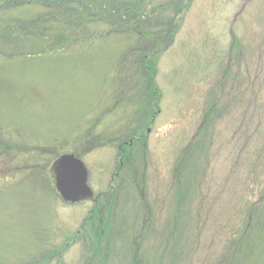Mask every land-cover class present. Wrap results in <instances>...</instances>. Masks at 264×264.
I'll list each match as a JSON object with an SVG mask.
<instances>
[{
  "label": "rangeland",
  "instance_id": "374dc122",
  "mask_svg": "<svg viewBox=\"0 0 264 264\" xmlns=\"http://www.w3.org/2000/svg\"><path fill=\"white\" fill-rule=\"evenodd\" d=\"M67 1L0 0V264H264V0Z\"/></svg>",
  "mask_w": 264,
  "mask_h": 264
},
{
  "label": "water",
  "instance_id": "95a60500",
  "mask_svg": "<svg viewBox=\"0 0 264 264\" xmlns=\"http://www.w3.org/2000/svg\"><path fill=\"white\" fill-rule=\"evenodd\" d=\"M51 173L55 188L65 202L76 204L93 197L88 185V170L75 155L60 156L53 163Z\"/></svg>",
  "mask_w": 264,
  "mask_h": 264
},
{
  "label": "trees",
  "instance_id": "16d2710c",
  "mask_svg": "<svg viewBox=\"0 0 264 264\" xmlns=\"http://www.w3.org/2000/svg\"><path fill=\"white\" fill-rule=\"evenodd\" d=\"M48 1H50V0H48ZM139 1H144V0H139ZM138 1V2H139ZM45 4H50V3H48V2H46V0H45V2H44ZM67 3L68 4H75V2H73V1H67ZM80 5H81V3H80ZM141 7V6H140ZM134 10H136V12H137V9H136V7L135 6H133L132 7ZM104 9V8H103ZM141 10L139 11V13H137V14H141V12H142V10H143V6L140 8ZM102 17V16H101ZM103 21V19L101 18V19H99L98 21H93V24H91L92 25V29H90L91 31H92V34H94L95 32H96V30H97V25H99L100 24V22H102ZM98 22V23H97ZM89 24H87V23H84V28L87 26V27H90V26H88ZM111 27H113V26H111ZM79 29H81V28H79ZM116 33H118L119 34V32H116ZM122 33H123V31H122ZM121 32H120V34H122ZM109 35H115V33L113 32V33H109ZM35 39H37V38H33L32 40H35ZM39 39H41V38H39ZM148 39V40H147ZM146 40L148 41V43L146 44V46H143V47H145V49H147V51H149V49L151 50L152 48H154V46L156 45V43L160 40V38H147ZM145 49L143 50V51H145ZM145 60V59H144ZM130 140V139H129ZM134 140V139H133ZM141 151H143V150H141ZM56 156H59V155H56ZM131 159H129V161H130ZM51 164L52 163H49V161L48 162H46L45 164H44V168H50V166H51Z\"/></svg>",
  "mask_w": 264,
  "mask_h": 264
},
{
  "label": "flooded vegetation",
  "instance_id": "af4514ba",
  "mask_svg": "<svg viewBox=\"0 0 264 264\" xmlns=\"http://www.w3.org/2000/svg\"><path fill=\"white\" fill-rule=\"evenodd\" d=\"M135 140V138H131L130 139V141L129 142H126L125 144H124V146H132L133 145V142H134V140ZM119 149L121 150V151H123L124 149H123V147L121 146V147H119ZM123 164H122V162H121V166H122Z\"/></svg>",
  "mask_w": 264,
  "mask_h": 264
}]
</instances>
